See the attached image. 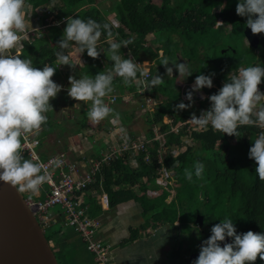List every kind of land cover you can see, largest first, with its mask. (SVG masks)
Wrapping results in <instances>:
<instances>
[{
  "label": "trees",
  "instance_id": "16d2710c",
  "mask_svg": "<svg viewBox=\"0 0 264 264\" xmlns=\"http://www.w3.org/2000/svg\"><path fill=\"white\" fill-rule=\"evenodd\" d=\"M112 2L109 9H99L95 5V0H26V7L29 6L31 11L41 9L38 15L35 14L40 19L39 27L45 28L46 33L33 39L32 42H23L19 56L21 59H31L36 68L48 64L56 66L61 72L60 66L55 63V53L59 50L57 45L66 27L67 17L93 19L104 24L108 23L105 16L113 12L115 18L113 19L120 24V27L113 28L108 23L113 33L112 39L114 38L115 42L128 39L133 41L129 46L121 47L120 55L122 58H132L138 63L143 62L142 56L148 55L146 59L154 63L150 68L148 80L159 75L164 81L156 86L157 88L167 84L171 90L177 89L173 80L178 73L175 71L174 78L167 76L165 66L161 65L164 58L170 61L167 67L175 62L189 65L193 73L186 78V84H192L199 74L214 73L215 75L212 77V88L201 89L205 98L202 101L197 100V106L194 104L196 100L193 99L191 108L176 111L175 106L178 103L181 101L188 103L187 100H181L180 95L174 97L173 101L168 98L164 101L162 99V103L155 107L154 113L148 114L149 117L145 120L148 128L145 138L153 137V128L164 134V147H160L155 140L152 142V147L146 149L149 153L148 162L144 161L145 152H134V165L130 166L128 159L131 161V153L127 152L117 155L115 159L101 166L95 184L102 185L109 206L129 198L137 199L133 192V189L137 188L142 193L137 201L141 205L147 227L167 225L176 231L181 226V218L190 204L194 203L192 210L196 211L197 207L196 215L202 216V226L198 228L196 222L195 225L199 236L201 235L203 239L209 238L210 229L225 216L233 220L238 234L249 230L254 233L264 232V181L256 177L255 162L248 158L252 140L261 129L255 126H241L238 129V136L235 137L214 131L210 127L203 130L185 124L192 113L199 118L201 111H206L210 107L208 97L219 91L230 73L235 72L239 67L256 63L264 66V34H259L255 48L244 43L243 31L247 18L236 14L238 0H159L158 4L153 0H113ZM221 4L225 5L223 11L219 10ZM48 14H53L55 17L52 26L44 24ZM218 20L221 22L220 26H216ZM150 35L152 39L146 42V37ZM108 40L102 31L97 45V50L100 51L97 58L88 57L85 51L80 54L82 64L76 65L69 56L74 66L62 65L63 78L60 79L58 73L51 78H59L58 85L67 89L69 76L75 79L84 75L95 76L98 72L110 68L114 62L109 61L105 56L109 47L106 43ZM146 44H149V47H146ZM70 49L76 50L70 46L63 50L64 54L69 55ZM159 51L161 55L158 54ZM113 85V92L104 98L105 102L112 104L110 105L113 109V113L110 114L112 118L122 125H127L134 119L135 109L131 107L133 110H123L122 100L125 95L135 98L136 92L140 91L142 86L135 83L125 86L119 77L114 78ZM163 90L167 91L169 88L163 87ZM258 90L264 92V78L258 85ZM146 91L153 100L159 99V89H157L158 93L150 94L148 90ZM162 93L166 95V92ZM112 98L114 101L111 103ZM50 105L55 106L56 101L51 99ZM46 116L47 121L38 132L28 135L30 140H37L38 144H43L52 130L53 121L49 119L48 113ZM165 116L168 118L166 124L163 123ZM178 124L184 125L177 133L170 132ZM77 126L80 127V124ZM71 130L77 132L72 127ZM130 140L135 139L130 137ZM187 141L197 146L185 145ZM36 148H33L34 151ZM163 148L166 151L163 153L165 155L162 154ZM175 150L177 155L170 156L171 151ZM22 156L29 159L26 152H22ZM42 158L44 157L41 155L40 160ZM197 161L204 164V172L200 178L193 175L192 181H188L185 178V169L193 170V164ZM168 167H172L174 171L172 178L174 195L166 203L172 185L168 184L163 188L155 181L159 177V170ZM88 191L89 189L86 193ZM83 204L87 206V203L83 202ZM91 205L87 206V214L90 218L94 217V209H90ZM59 211L60 214L55 215V222L49 226L50 228L60 222L63 228L51 234L56 249L54 256L57 264H96L79 234L64 224L62 211ZM173 218L176 219L177 225L172 222ZM195 233V230H190V235L193 236ZM186 260L185 258V263ZM254 264H264V261L258 256Z\"/></svg>",
  "mask_w": 264,
  "mask_h": 264
},
{
  "label": "clouds",
  "instance_id": "9594fccd",
  "mask_svg": "<svg viewBox=\"0 0 264 264\" xmlns=\"http://www.w3.org/2000/svg\"><path fill=\"white\" fill-rule=\"evenodd\" d=\"M25 7L26 0H0V182L21 192L35 193L49 181V176L42 173L44 166L41 163H34L33 159L22 156V140L26 141L29 134L38 132L46 123V113L53 110L50 100L57 96L63 86L51 79L56 66L45 64L42 68H36L31 59H21L19 55L13 54V49L23 47L21 40L27 36ZM224 7L221 4L219 10L223 11ZM235 12L247 18L244 27L250 29L253 35L264 34V0H238ZM102 31L109 39L105 56L114 62L112 66L95 76L68 78L67 95L75 101L90 102L85 115L92 123H98L113 113L104 98L113 92L114 78H121L125 86L142 84L149 92L164 82L159 75L144 80L147 73L140 71L139 64L132 58H122L120 55L121 47L129 46L132 39L115 42L110 25L93 19L67 17L66 27L57 45L59 50L55 53L56 65L74 66L69 55L63 51L70 46L79 54L86 51L88 57L97 58L100 53L97 43ZM169 63L168 58H164L161 65L165 66L166 74L170 77L175 69L178 73L175 79L178 81H183L193 73L187 63L171 62L173 67H167ZM214 75H197L191 91L185 94L188 103L181 101L175 110L191 108L193 93L212 88ZM262 78L264 66L259 63L237 68L228 75L219 91L208 97L210 107L201 111L199 118L192 113L188 120L197 129L207 130L210 127L235 137L241 126L261 129L252 140L248 152V158L255 162V175L260 181H264V103L258 106V102H264V92L258 90ZM37 143V140L32 141V144ZM49 163L59 166L61 161L56 159ZM203 172L204 164L197 161L193 164V170L185 169V178L192 181L193 175L200 178ZM210 232L211 235L202 242L199 255L192 264H254L258 256L264 261V232L249 230L238 234L233 220L227 216L215 224ZM226 237L231 242L223 243L221 247Z\"/></svg>",
  "mask_w": 264,
  "mask_h": 264
},
{
  "label": "crops",
  "instance_id": "0c3cea01",
  "mask_svg": "<svg viewBox=\"0 0 264 264\" xmlns=\"http://www.w3.org/2000/svg\"><path fill=\"white\" fill-rule=\"evenodd\" d=\"M36 29L40 30L42 29V27H39L38 24L36 26ZM15 52L16 50L14 49V53ZM20 52L22 51L20 50ZM20 54L21 53H19V55ZM51 79L56 84L59 83V80L57 78L55 79L51 78ZM66 93H67V89L61 88V91L57 94L54 100L56 101V105H59L60 107L65 105L67 108H72L71 105H74L75 100L71 99ZM63 95L67 99L65 104L62 102L65 101ZM129 97H130L129 95H125L122 100L121 107L123 110L126 111L133 110L132 108H128L127 106H125L127 103H131V104L134 103V101H132ZM135 102L138 103L139 101L136 100L135 98ZM48 114L50 115L49 119L53 121V124L58 125L62 123L65 125L62 131L59 130L55 131V132H60V134L56 135L57 139L61 140L64 138L66 140L65 142H67L66 143L67 146H65V148H63L61 152L66 155L67 160L69 162L76 163L82 169V171L87 169L91 161L97 160L99 159V157H101V155L109 152L110 151L109 146L110 148L117 144L119 146L121 142V138L119 134L121 135L125 134L129 139L131 137V139H135L136 141V140L146 139L145 135H146V131L148 130L147 126L145 127V131L143 130V128L134 126V124H132L133 119L127 125H122L119 122V126H115L114 129L111 130V128L107 126V122L109 120L108 118V120L104 119L100 121L102 125L101 126L102 130H100V132H102L101 138H99V140L96 141L97 143L91 144L92 142L90 140H92V138H89L90 140H88L83 138L82 135H80L84 133V131L87 132L88 130H90L89 126L91 124L90 123L91 121H89L87 118L84 120L77 119L78 114H76L73 117V119L58 118L57 120H54L53 111L50 110ZM137 114L138 113H134L135 116L133 117H136ZM68 121L72 122L70 123L71 125L68 124ZM82 121L83 123H80ZM77 124L78 125L80 124V127L77 126ZM71 127L73 129H76L77 132H72ZM51 128L53 129V125H51ZM94 128L95 129L98 128L97 123L95 124ZM154 129L155 128H153L152 132L154 131ZM96 132H98V130ZM109 133H110V140L109 138H105L109 135ZM51 135H55V134L51 132L50 134H48L47 138H49ZM46 140L47 139H45V142L43 144L41 143L38 144L35 150L40 159H41V155L44 157L42 158V160L50 156V155L46 156V152L49 150L47 146L48 143H46ZM82 140L83 141L86 140L85 142L88 143L89 146L85 150L82 149L78 152L79 143ZM57 152L58 151H55L53 153H57ZM91 188L89 189L88 193H85L83 197V202L87 203V206L92 204L90 209H94L93 218L99 220L101 223V227L99 229V233L97 237L104 244L111 247L110 260L112 261V264H163L162 258H158V256L154 252L155 250H158L160 253L162 252L163 249L162 245L164 244V242L161 236L169 234V231H167L168 227L167 225H158V226H149V227L146 226L145 224L146 219H143L144 216L142 214L141 205L137 201L139 197H141L142 193L139 192L137 188H134L133 189L134 196L137 199L129 198L122 202L121 201L116 202L114 206H107L105 208L102 207L98 201L100 196H102L103 194L106 195V193L103 192L102 185L94 183L93 188L92 189ZM42 190H43L42 187H40L39 190L35 193L28 191L25 192L20 191V192L25 193L27 195H31L33 197L32 200L36 201V200H42L43 198V194H41ZM113 190L115 191L116 189ZM172 197L170 196L169 199L166 200V203H168ZM107 201L109 204L108 197H107ZM173 237L174 236L171 235V239Z\"/></svg>",
  "mask_w": 264,
  "mask_h": 264
},
{
  "label": "rangeland",
  "instance_id": "374dc122",
  "mask_svg": "<svg viewBox=\"0 0 264 264\" xmlns=\"http://www.w3.org/2000/svg\"><path fill=\"white\" fill-rule=\"evenodd\" d=\"M112 1L113 0H95V5L99 9H101V8L102 9H109V7H111L112 4H113ZM153 2L158 4L159 0H153ZM30 9L31 8L29 6L25 7V9H24V11H25V20H26V24L28 25V28H27V32H26L27 36L24 39L21 40V44L23 42H28V43L32 42L33 39L39 38L40 36H43L46 33L45 28L40 29V30L36 29V26L38 24H40V19L37 18L36 14L38 15L40 13L41 9H35L34 11L33 10L31 11ZM54 18L55 17H54L53 14H48L47 18L44 19V24L52 26L54 24V22H55ZM113 18H114L113 12H110L109 14H107L105 16L106 21H108V23L111 24V26L113 28L120 27V24L118 22H116V20H114L115 18L114 19ZM217 22H219L220 24L216 23V26H220L221 25L220 20H218ZM56 25H57V23H56ZM115 35L116 34H114V36ZM151 39H152V35L147 36L146 37V42H149V40H151ZM113 40L115 41L114 38H113ZM106 43L109 44V40ZM244 43L247 44L246 41H244ZM97 45H99V44L97 43ZM145 46L149 47V44H146ZM15 50H16V52H15L16 55H19V53H21L20 52L21 47L15 49ZM69 52H70L69 53L70 58L74 60L73 62L76 65L77 64L80 65L81 55L76 50L70 49ZM158 54L161 55V51H159ZM142 57H143L142 58L143 62L141 61V65H142V63L147 65L148 68H146V70H149V74H150V68H152L154 66V63L150 62V61H148L146 59V58H148V55H144ZM59 69L62 72L63 66H60ZM61 72H59V70L57 68L56 71L54 72V74L58 73V75L60 76V79H61L64 76V74H62ZM172 78H174V76H172ZM180 79H183V77H181ZM186 80L187 79L185 78L183 81H178V80H176L174 78L173 84L175 85V87H177V89L175 88L174 90H171L170 87L167 84H165L163 87H166L167 89L169 88V90H171L170 93H169V90L164 91L163 87H161V88L154 87L150 91V94L154 93V92L158 93L159 91H157V89H159L160 93H159V99L158 100H152V98L147 94V91L145 90V88L144 89L141 88L140 91H137L136 92V97L137 96L138 97L137 98L135 97V98L139 102L136 103L135 102V98H130L132 101H134V103L133 104L127 103L125 105L128 108L132 107L133 109H135L134 113H138L137 116L134 117V119L132 120V122H133L132 124H134V126H136V127L143 128V130L145 131V127H146L145 120L149 117L148 114H153L154 113L155 107H157L158 104L162 103V99L164 101L166 98H168V99H171L173 101L174 97H176V96L178 97V96L181 95L180 99L181 100H186L184 98V93L188 89H191L192 85L194 83L193 82L190 85L186 84L185 83ZM113 87H114V85H113ZM171 88H173V87H171ZM162 92H166V95H162L163 94ZM193 96H194L193 99L196 100L194 102V104L196 106L198 105L197 100H201L202 101L205 98V95H204V93L201 90L199 92H194ZM63 97L65 98L64 95H63ZM201 97H203V98H201ZM66 100L67 99L65 98V101H62V102L65 104ZM87 103H90V102H87ZM87 103L80 102V101H75V103H74L75 106L71 105L72 108H67L65 105H63L62 107H60L59 105H56L55 107L53 106L52 107V109H53L52 110L53 111V118H54V120H57L58 118H61V119L62 118L73 119V117L76 114H78L77 115V119L84 120V119H86L85 113L87 112L88 106H89V105H87ZM106 104L109 107H110V105H112V104H108V103H106ZM73 106L76 107V108H74ZM78 109H80V110H78ZM108 118H109V120H108ZM108 118H105V119L108 120L109 123L107 122V126L109 128H111V130L114 129L115 126H119V122L116 119L112 118L111 115ZM166 120H168V118L165 116L163 118V123H167ZM70 123H72V122L68 121L69 125H71ZM90 123H91L90 126H89L90 130H88L87 132L83 130L84 133H82L80 135H82L83 138L88 139V140H90L89 138H92V140H90L92 142L91 144H95V143H97L96 141L99 140V138H101V136H102V132H100V130H102L101 129L102 125H101L100 122H98L97 123L98 128L95 129L94 126H95L96 123H92V122H90ZM64 127H65V125L62 124V123H60L58 125L53 124V129L51 130V132H53L55 135H51L46 140V143H48L47 146H48V149H49L46 152V156L47 155L56 154V153H53L55 151H58L57 153H60L63 150V148H65V146H67L66 145L67 142H65L66 140L64 138L61 139V140L57 139L56 135L60 134V132H55L57 130L62 131L64 129ZM97 130H98V132H96ZM105 138H109V140H110V133ZM85 141L82 140L79 143L78 152L80 150H82V149L85 150L89 146V144L86 143ZM160 144L163 145V147H164V138L160 139ZM185 145H188L190 147H194L195 144L193 145V143H189L187 141V143H185ZM195 146H197V145H195ZM117 147H118V144L114 145L111 148L109 146V149L110 150H116ZM165 152H166L165 148H163L162 154L165 153ZM171 154L177 155V151L176 150L175 151H171ZM163 155H165V154H163ZM73 156H71V157H73ZM128 163H130V159H128ZM130 166H132V165H130ZM95 182H96V180H95ZM172 182L173 181H171V183H170L171 185L173 184ZM41 187H42V189L45 188V186H42V185H41ZM91 187L93 188V185H90L87 189H90ZM173 187H174V185H172V187L169 189L168 197H167L166 200H168L170 196L172 197L173 189H174ZM82 192H83L82 194H84V191H82ZM21 194H22V196H23V198L25 200H32V198H33L31 195H27L25 193H21ZM103 196L106 197L105 194H103ZM100 205L102 207H105V208L107 206H109L108 201H107V203L103 202ZM193 206H194V203H191L190 206H189V209H187V211L185 212V215L181 218L182 223H181V226H180L179 229H177L174 232L169 226H167L168 227L167 231H169V234L163 236L164 244L162 245L163 246L162 252L160 253L158 250H155V252H154L158 256V258H162L163 264H187V263H185V258L188 260V257H190V255H192L191 253L198 252L202 242L204 240H206V239H203L201 235L199 236L198 229H197V227L195 225L196 216H197L196 212H197L198 208L196 207L197 210L194 211V210H192ZM59 210H60V208L58 206H55V207L51 208L49 210V212L52 213L53 215H58V214H60ZM143 219H145V218L143 217ZM175 220L176 219L173 218L172 222L174 223V225H177L178 223L175 222ZM48 228L49 227H47L45 230H43V233H44V236L48 239L49 244L51 246V249L53 250L54 253H56V249H55L54 243H53L54 242L53 241V237L51 236V234L53 232L59 231L60 229H63V228L61 227V223L60 222L58 224L53 225L49 229ZM191 229L195 230V232H196L193 236L190 235V230ZM98 233H99V230H98ZM171 235L174 236L172 239H171ZM110 250H111V247L109 248V251ZM109 257L111 258L110 254H109ZM181 259H184V260H181Z\"/></svg>",
  "mask_w": 264,
  "mask_h": 264
},
{
  "label": "built area",
  "instance_id": "2783aa9c",
  "mask_svg": "<svg viewBox=\"0 0 264 264\" xmlns=\"http://www.w3.org/2000/svg\"><path fill=\"white\" fill-rule=\"evenodd\" d=\"M136 63L139 64L140 71L147 73L143 79L148 80L149 70H146V68H148L147 65L144 63H142V65L141 63ZM139 85L144 89L142 84ZM113 101L114 98L110 100L111 103ZM188 120L185 124L192 125ZM182 125L184 124L176 125L170 130V132L177 133ZM119 136L121 142L117 149L110 150L106 154L101 155L99 159L91 161L87 169L84 171H82L76 163L69 162L66 155L62 152L40 160L39 156L33 149L38 146V143L32 144V140L29 138L22 143V152H26L29 159H33V162L41 163L44 166L42 168V173L49 176V181L42 184L45 186L41 192V194H43L42 200H27V206L30 208L35 219L43 230L49 227L51 223L55 222V216L52 215L49 210L58 206L62 211L61 215L63 216L64 224L73 228L74 232L79 234L83 243L86 244V250L92 254L96 264L112 263L110 260L111 258L109 257L110 247L102 244V241L97 238L101 223L99 220L88 216L87 206L83 204V197L88 190L87 188L95 183L96 176L99 173L101 166L112 159H115L117 155L130 152V164L134 165V152H145L144 161L148 162L149 153L146 152V149L152 147V142L156 140L158 141L159 146L163 147V145L160 144V139L164 138V134H161L156 128L153 131V137L151 139L132 141L125 134H119ZM170 155L172 157L176 156L171 153ZM56 159L61 161L59 166L49 163ZM158 174L159 177L156 179L155 183L163 188L173 181L172 178L174 171L172 167L161 168ZM82 191H84V194H82ZM148 193L151 194V192ZM98 201L100 204L103 202L107 203V196H100Z\"/></svg>",
  "mask_w": 264,
  "mask_h": 264
},
{
  "label": "water",
  "instance_id": "95a60500",
  "mask_svg": "<svg viewBox=\"0 0 264 264\" xmlns=\"http://www.w3.org/2000/svg\"><path fill=\"white\" fill-rule=\"evenodd\" d=\"M243 37L250 47L257 46L259 34L253 35L245 27ZM170 67L173 66L170 64ZM261 103L258 102V106ZM196 224L198 228L202 226V216H196ZM223 243H229V238L226 237L221 247ZM198 255H190L187 264H192ZM0 264H57L43 229L27 206V200L16 188L3 182H0Z\"/></svg>",
  "mask_w": 264,
  "mask_h": 264
},
{
  "label": "flooded vegetation",
  "instance_id": "af4514ba",
  "mask_svg": "<svg viewBox=\"0 0 264 264\" xmlns=\"http://www.w3.org/2000/svg\"><path fill=\"white\" fill-rule=\"evenodd\" d=\"M194 253H198V252H194ZM191 254H193V253H191Z\"/></svg>",
  "mask_w": 264,
  "mask_h": 264
}]
</instances>
